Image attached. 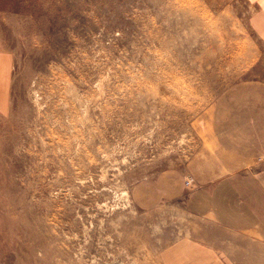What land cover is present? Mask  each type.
<instances>
[{
    "label": "rangeland",
    "instance_id": "1",
    "mask_svg": "<svg viewBox=\"0 0 264 264\" xmlns=\"http://www.w3.org/2000/svg\"><path fill=\"white\" fill-rule=\"evenodd\" d=\"M251 13L249 0H0V264H160L177 226L164 208L186 181L220 172L241 139L264 150Z\"/></svg>",
    "mask_w": 264,
    "mask_h": 264
},
{
    "label": "crops",
    "instance_id": "2",
    "mask_svg": "<svg viewBox=\"0 0 264 264\" xmlns=\"http://www.w3.org/2000/svg\"><path fill=\"white\" fill-rule=\"evenodd\" d=\"M249 3V24L264 43V0ZM9 79V58L0 51V120L8 113ZM242 140L222 148L228 160L220 172L197 173L164 208L177 226L168 231L174 238L161 249L160 264H264V165L248 169L262 148Z\"/></svg>",
    "mask_w": 264,
    "mask_h": 264
},
{
    "label": "built area",
    "instance_id": "3",
    "mask_svg": "<svg viewBox=\"0 0 264 264\" xmlns=\"http://www.w3.org/2000/svg\"><path fill=\"white\" fill-rule=\"evenodd\" d=\"M192 183V179L186 181V184L189 186Z\"/></svg>",
    "mask_w": 264,
    "mask_h": 264
}]
</instances>
